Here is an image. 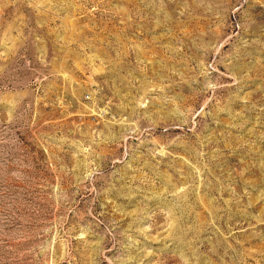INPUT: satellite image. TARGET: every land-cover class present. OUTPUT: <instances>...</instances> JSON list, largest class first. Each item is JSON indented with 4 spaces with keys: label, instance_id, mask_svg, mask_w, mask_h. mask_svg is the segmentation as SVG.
I'll return each mask as SVG.
<instances>
[{
    "label": "rangeland",
    "instance_id": "rangeland-1",
    "mask_svg": "<svg viewBox=\"0 0 264 264\" xmlns=\"http://www.w3.org/2000/svg\"><path fill=\"white\" fill-rule=\"evenodd\" d=\"M0 264H264V0H0Z\"/></svg>",
    "mask_w": 264,
    "mask_h": 264
}]
</instances>
